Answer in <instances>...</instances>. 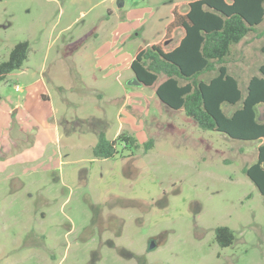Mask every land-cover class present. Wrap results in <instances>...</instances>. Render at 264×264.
Listing matches in <instances>:
<instances>
[{
    "label": "rangeland",
    "instance_id": "rangeland-1",
    "mask_svg": "<svg viewBox=\"0 0 264 264\" xmlns=\"http://www.w3.org/2000/svg\"><path fill=\"white\" fill-rule=\"evenodd\" d=\"M187 1L0 0V61L29 44L0 81V264H264V197L243 172L260 142L201 129L157 83H131L135 48ZM263 43L264 21L231 48L243 89ZM135 104L153 147L93 157L97 130L116 137Z\"/></svg>",
    "mask_w": 264,
    "mask_h": 264
},
{
    "label": "trees",
    "instance_id": "trees-1",
    "mask_svg": "<svg viewBox=\"0 0 264 264\" xmlns=\"http://www.w3.org/2000/svg\"><path fill=\"white\" fill-rule=\"evenodd\" d=\"M263 21L264 0H188L184 9L175 3L162 38L138 45L129 66L143 85L157 83L155 94L160 102L174 110L182 109L201 129L259 141L256 160L245 165L243 172L264 197V115L259 110L264 106V62L244 89L226 63L232 46ZM177 30L182 34L168 47L166 41L173 39ZM261 51L264 53V43ZM28 54L26 40L14 44L8 57L0 61V81L21 68ZM153 145V138L141 145L125 131L113 139L99 131L91 153L95 158H113L124 149L133 154L140 146L148 151ZM215 238L225 247L233 242L234 234L230 228L218 226Z\"/></svg>",
    "mask_w": 264,
    "mask_h": 264
},
{
    "label": "crops",
    "instance_id": "crops-1",
    "mask_svg": "<svg viewBox=\"0 0 264 264\" xmlns=\"http://www.w3.org/2000/svg\"><path fill=\"white\" fill-rule=\"evenodd\" d=\"M16 85V84H15ZM19 86V90H15V91H21L22 90V87L20 86V85H18ZM14 89H15V86H14ZM40 95H41V97H43V98H46L47 100H49L48 99V95L47 94H45V93H40ZM137 108H139V105L138 104H135L134 105V108L132 109V113L131 114H128V115H126L125 116V118H124V122H125V124H126V128L125 129H121L118 133H120V132H122V131H125V132H128V133H130V134H132V135H134L136 138H137V140H138V142H140L141 140L142 141H144L145 139L144 138H146V135L144 134V135H141V136H139V115H137V113H139V111L137 110ZM141 122H142V120H141ZM141 125L143 126V123H141ZM99 131H103L102 129H98L97 130V134H98V132ZM104 132V131H103ZM117 133V134H118ZM106 135V134H105ZM108 138V137H107ZM115 138V137H114ZM108 139H110V138H108ZM113 139V138H112ZM140 140V141H139ZM147 140V139H146ZM97 141V140H96ZM96 143V142H95ZM94 143V144H95ZM93 144V145H94ZM92 145V146H93ZM115 157H117V155L115 156ZM98 159H101V158H98ZM102 159H109V158H102ZM116 159V158H115Z\"/></svg>",
    "mask_w": 264,
    "mask_h": 264
},
{
    "label": "water",
    "instance_id": "water-1",
    "mask_svg": "<svg viewBox=\"0 0 264 264\" xmlns=\"http://www.w3.org/2000/svg\"><path fill=\"white\" fill-rule=\"evenodd\" d=\"M166 42H167V41H166ZM131 83H133V84H142V83L136 78V76H134V75H133V77H132Z\"/></svg>",
    "mask_w": 264,
    "mask_h": 264
},
{
    "label": "built area",
    "instance_id": "built-area-1",
    "mask_svg": "<svg viewBox=\"0 0 264 264\" xmlns=\"http://www.w3.org/2000/svg\"><path fill=\"white\" fill-rule=\"evenodd\" d=\"M20 88H19V86H18V84H16L15 85V90H19Z\"/></svg>",
    "mask_w": 264,
    "mask_h": 264
}]
</instances>
